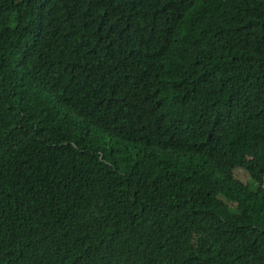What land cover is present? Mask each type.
Masks as SVG:
<instances>
[{"label": "trees", "instance_id": "16d2710c", "mask_svg": "<svg viewBox=\"0 0 264 264\" xmlns=\"http://www.w3.org/2000/svg\"><path fill=\"white\" fill-rule=\"evenodd\" d=\"M0 264H264V0H0Z\"/></svg>", "mask_w": 264, "mask_h": 264}, {"label": "rangeland", "instance_id": "374dc122", "mask_svg": "<svg viewBox=\"0 0 264 264\" xmlns=\"http://www.w3.org/2000/svg\"><path fill=\"white\" fill-rule=\"evenodd\" d=\"M232 174H233L234 178L239 180L242 184H249L250 183L249 176L244 170L238 169V170L233 171Z\"/></svg>", "mask_w": 264, "mask_h": 264}]
</instances>
